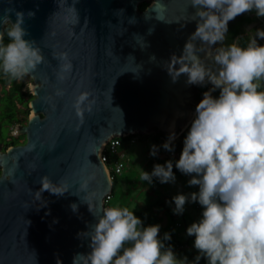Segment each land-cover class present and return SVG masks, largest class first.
<instances>
[{"label": "water", "instance_id": "1", "mask_svg": "<svg viewBox=\"0 0 264 264\" xmlns=\"http://www.w3.org/2000/svg\"><path fill=\"white\" fill-rule=\"evenodd\" d=\"M68 6L77 11V25L64 23ZM6 10L13 23L15 12L25 14L24 39L35 41L45 60L28 75L34 114L16 129L26 142L0 151V264H71L74 254L90 251L88 238L77 233L95 223L80 200L81 179L94 175L88 193L97 213L113 193L100 157L104 144L156 131L179 138L190 125L197 85L187 84L185 74L175 81L170 74L178 71L183 46L195 31V9L189 0H0V17ZM196 43L197 55L209 65L216 45ZM60 52L73 64L63 82L56 79L54 54ZM57 88L63 96L54 95ZM79 91L94 100L82 121L71 107ZM43 175L69 191L38 196ZM71 203L78 205L75 213Z\"/></svg>", "mask_w": 264, "mask_h": 264}, {"label": "clouds", "instance_id": "2", "mask_svg": "<svg viewBox=\"0 0 264 264\" xmlns=\"http://www.w3.org/2000/svg\"><path fill=\"white\" fill-rule=\"evenodd\" d=\"M189 4L195 9V31L183 46L178 71L169 74L173 81L185 74L187 84L211 87L195 106L179 159L154 164L151 172L139 166V180L147 185L154 178L161 184L175 183L174 166L190 177L187 184L198 190L178 193L166 203L174 205L175 215L183 214L186 202L201 206L199 219L186 228V235L194 238L196 255L192 260L178 258L173 246L166 244L171 233L159 236V224L143 226L129 207L115 205L94 211L96 205L89 198L93 194L88 193L94 175H89L79 183L80 193H84L80 200L87 204L95 223L77 237L88 238L90 251L74 254L71 264H200L202 258L205 264H264V44L257 42L264 39V29H255L245 47L235 41L223 44L229 21L253 11L256 17H264V0H189ZM24 15L15 12L14 23L7 10L0 17V25L7 21L0 30V73L9 84L24 80L45 60L36 42L24 39L28 34L22 26ZM64 23H79L74 6L67 7ZM197 41L209 48L220 45L210 57L211 66L197 55L201 50ZM54 56L59 61L56 79L63 82L72 73V60L67 52ZM54 95L61 97L64 90L57 88ZM90 97L89 91H79L72 101L81 121L92 111ZM174 139L175 133H170L160 147L174 151ZM158 151L152 145L149 155L154 157ZM39 184L36 193L40 197L45 191L63 196L70 189L47 175L39 178ZM69 207L74 213L78 210L76 203Z\"/></svg>", "mask_w": 264, "mask_h": 264}, {"label": "rangeland", "instance_id": "3", "mask_svg": "<svg viewBox=\"0 0 264 264\" xmlns=\"http://www.w3.org/2000/svg\"><path fill=\"white\" fill-rule=\"evenodd\" d=\"M2 75L0 73V76ZM22 81L26 83L28 91L33 93V80L27 76ZM32 114L31 111L30 115ZM18 128L20 127H16L11 135L18 136L16 135V129ZM153 134L155 133L147 135L137 144L123 149L128 155L129 164L120 183L115 188L112 200L107 204V207L120 205L129 207L134 212H137L143 210L147 205L159 203L162 207L156 209L157 217L160 219V232L158 235L162 236L164 232H170L172 239L167 241L166 244L173 246V251L177 254L178 258L187 256L189 260H192L196 255V250L192 247L194 238L186 235V228L199 219L202 211L201 206L196 202H186L183 214L175 215L172 212L174 205L166 203V201L170 202L172 197L178 193L187 195L195 192L198 190L197 187L189 186L187 180L190 177L182 173H174L176 176L175 183L161 184L154 178L153 183L147 185L146 182L139 180V166L144 171L151 172L154 164H164L166 161V159L164 160L157 155L154 157L149 155L150 147L152 146L150 139L153 137ZM179 138L174 139V145L180 141ZM21 142H24V140L22 139ZM178 159V154L170 156V160L173 162ZM200 264L203 263L200 262Z\"/></svg>", "mask_w": 264, "mask_h": 264}, {"label": "trees", "instance_id": "4", "mask_svg": "<svg viewBox=\"0 0 264 264\" xmlns=\"http://www.w3.org/2000/svg\"><path fill=\"white\" fill-rule=\"evenodd\" d=\"M147 6V3L141 4L140 10L144 11ZM257 28L264 29V17H256L254 11L237 16L228 23V32L223 42L224 46H227L234 41L241 47L247 46L249 36H251ZM7 42L8 40L5 36L4 43L6 44ZM219 46L220 45H216V47ZM209 88L210 85H205L203 87L196 86L197 95L195 97V106L202 99L203 92L208 91ZM216 94L217 93H213V95ZM33 99L34 96L28 91L26 83L23 81H12L11 84H9L4 75L0 76V151H6L12 146L24 144L26 142L25 136H13L11 134L16 127H23L28 123V118L31 112L29 104ZM187 130L188 128L181 134L179 138L180 141L174 145V151L172 152L166 151L160 147L168 138L166 133L156 131L150 140L152 145L158 146V154L166 155L170 160L172 154H178V156H180L183 147L182 141ZM145 137L146 136H143L141 138L144 139ZM22 139L24 142H21ZM173 172L180 173L175 168H173ZM118 182L119 180L117 179L113 181V194ZM160 207H162V205L159 203L147 205L143 210L134 212V214L141 219L143 226L159 224L160 219L157 217L156 209ZM200 262L203 264L205 263L203 258Z\"/></svg>", "mask_w": 264, "mask_h": 264}, {"label": "built area", "instance_id": "5", "mask_svg": "<svg viewBox=\"0 0 264 264\" xmlns=\"http://www.w3.org/2000/svg\"><path fill=\"white\" fill-rule=\"evenodd\" d=\"M143 136L147 135L132 133L130 135L112 137L102 147L100 157L105 164L112 183L124 175L129 164L128 155L123 149L137 144ZM112 197L113 193L106 197V205L112 200Z\"/></svg>", "mask_w": 264, "mask_h": 264}, {"label": "crops", "instance_id": "6", "mask_svg": "<svg viewBox=\"0 0 264 264\" xmlns=\"http://www.w3.org/2000/svg\"><path fill=\"white\" fill-rule=\"evenodd\" d=\"M262 44H264V42L262 43ZM147 142V141H146ZM172 155H174V154H172ZM171 155V156H172ZM157 156H159L160 158H162V159H166V161L167 160H169V157H167L166 155H163V154H161V155H159L158 153H157ZM122 178V177H121ZM121 178H119V182H118V184L120 183V181H121Z\"/></svg>", "mask_w": 264, "mask_h": 264}, {"label": "flooded vegetation", "instance_id": "7", "mask_svg": "<svg viewBox=\"0 0 264 264\" xmlns=\"http://www.w3.org/2000/svg\"><path fill=\"white\" fill-rule=\"evenodd\" d=\"M210 66H211V62H210V64H209ZM196 95H197V89H195V91H194V101H193V103H192V106L194 107L195 106V100H196Z\"/></svg>", "mask_w": 264, "mask_h": 264}, {"label": "bare ground", "instance_id": "8", "mask_svg": "<svg viewBox=\"0 0 264 264\" xmlns=\"http://www.w3.org/2000/svg\"><path fill=\"white\" fill-rule=\"evenodd\" d=\"M32 113H33V112H32ZM33 114H34V113H33ZM33 114H32V115H33ZM32 115H31V116H32ZM175 138H176V137H175Z\"/></svg>", "mask_w": 264, "mask_h": 264}]
</instances>
